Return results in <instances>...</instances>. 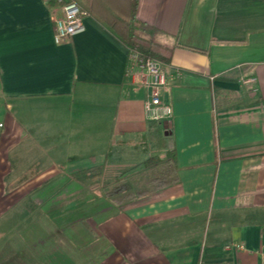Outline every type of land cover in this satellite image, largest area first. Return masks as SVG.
Returning <instances> with one entry per match:
<instances>
[{
  "label": "crops",
  "instance_id": "crops-1",
  "mask_svg": "<svg viewBox=\"0 0 264 264\" xmlns=\"http://www.w3.org/2000/svg\"><path fill=\"white\" fill-rule=\"evenodd\" d=\"M48 1L0 0V264H264V0H81L62 43ZM132 13L168 48L162 122L110 31ZM168 149L176 181L151 194L115 204L87 177L102 193ZM88 191L68 220L88 206L56 196Z\"/></svg>",
  "mask_w": 264,
  "mask_h": 264
},
{
  "label": "trees",
  "instance_id": "trees-1",
  "mask_svg": "<svg viewBox=\"0 0 264 264\" xmlns=\"http://www.w3.org/2000/svg\"><path fill=\"white\" fill-rule=\"evenodd\" d=\"M61 2H68L70 0H60ZM81 8L85 9L81 3V0H74ZM58 0H49L48 4H56ZM137 4V0L134 1V7ZM134 9V8H133ZM110 29V28H109ZM110 31L121 40L129 49L136 48L143 54L152 56L156 59L167 61L168 57L166 52L167 47L160 45L157 41L158 30L146 23L141 22L135 18L132 13L127 21L121 27L111 28ZM192 50H199L194 46H185ZM160 163L159 166L157 164ZM158 169L149 177L145 179L146 188H142L136 191L130 189L129 184L125 181V177L132 173L141 171L142 169ZM90 177L96 179L99 168L93 167L88 170ZM175 169H174V154L173 150L168 149L165 152L164 158L157 156H151L125 170L120 172L114 181L105 185L102 188L103 195L115 204H122L126 201L132 200L136 197L151 194L159 189L175 183Z\"/></svg>",
  "mask_w": 264,
  "mask_h": 264
},
{
  "label": "built area",
  "instance_id": "built-area-1",
  "mask_svg": "<svg viewBox=\"0 0 264 264\" xmlns=\"http://www.w3.org/2000/svg\"><path fill=\"white\" fill-rule=\"evenodd\" d=\"M87 11L75 2H61L58 0L52 8L53 38L56 43L68 41L74 34L84 30L83 18ZM127 73L147 88V95L143 102V110L148 120L162 122L170 117L172 111L169 104L162 99V92L167 85L166 73L162 63L149 55L143 54L136 48L129 49ZM244 82H253L252 78L243 79ZM227 249L243 248L240 243L228 244ZM198 264H204L199 262ZM211 264H233L221 261Z\"/></svg>",
  "mask_w": 264,
  "mask_h": 264
},
{
  "label": "rangeland",
  "instance_id": "rangeland-1",
  "mask_svg": "<svg viewBox=\"0 0 264 264\" xmlns=\"http://www.w3.org/2000/svg\"><path fill=\"white\" fill-rule=\"evenodd\" d=\"M165 137L166 136H163V139L165 140ZM160 165V163H158L157 164V166H159ZM156 166V168H154V169H142L141 171H138V172H135L134 174L132 173V174H130V175H127V176H129V177H125V181L129 184V186H130V189L132 190V191H136V190H139V189H142V188H146L147 186H146V184H145V179L147 178V177H149L150 175H152L157 169H158V167ZM89 173V172H88ZM83 176L85 175L84 173L82 174ZM82 175H81V177H79V178H83L84 179V177H82ZM89 179H91V180H93V188L94 189H96V191H97V196L99 197V196H102L103 194L101 193V189H100V187H101V182L99 181V180H96V179H93V178H90V176L88 175L87 176ZM79 178H74L76 181H78L79 182ZM87 178V179H88ZM70 180L71 179H64V178H60V179H56V180H51V181H49L47 184H44V182H42L41 184H44L45 185V188L46 187H53V186H56L57 187V189L58 190H60L61 188H64L65 187V185L66 186H68L69 185V182H70ZM73 180V179H72ZM90 181V180H89ZM64 182V183H63ZM91 182V181H90ZM90 182H88V185L90 186ZM112 183V182H111ZM62 185L63 184V186H58V185ZM108 184H110V183H108ZM107 185V184H106ZM105 186V185H104ZM103 186V187H104ZM44 187V186H43ZM42 189V188H41ZM62 190V189H61ZM88 190H90V189H88ZM87 197H88V199L86 200L85 199V197H84V194L82 195V194H80V195H77V196H71V195H69V194H66V195H57L56 196V198L57 199H70V198H75V197H77V198H80V200H81V204H83V205H85V206H88L86 209H81L80 208V210H75V211H73V212H69V213H67V215H65L66 217H67V219L68 220H72V219H74V217H78V216H82V214H87V213H90V212H92L91 210H93V209H95V208H97L96 206H98L99 205V203H101L100 202V200H99V198L96 196V195H91L90 194V191H88V193H87V195H86ZM108 201H110L109 199H107ZM103 202H107L106 200H104ZM97 204V205H96ZM82 206V205H81ZM42 207H45V206H42ZM77 209V208H76ZM43 212H44V210H43V208L41 209V211H40V213L41 214H43ZM65 213V212H64ZM43 218V217H42ZM64 220V219H63ZM62 220V221H63ZM56 221H57V223L59 224L61 221H59V220H57L56 219Z\"/></svg>",
  "mask_w": 264,
  "mask_h": 264
}]
</instances>
